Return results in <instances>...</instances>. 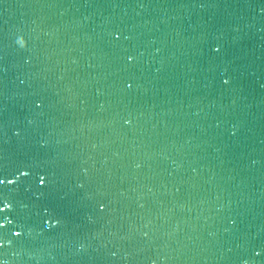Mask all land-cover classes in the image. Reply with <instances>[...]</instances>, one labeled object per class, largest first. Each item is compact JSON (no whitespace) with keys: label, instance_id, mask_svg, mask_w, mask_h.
<instances>
[{"label":"water","instance_id":"95a60500","mask_svg":"<svg viewBox=\"0 0 264 264\" xmlns=\"http://www.w3.org/2000/svg\"><path fill=\"white\" fill-rule=\"evenodd\" d=\"M0 264H264V0H0Z\"/></svg>","mask_w":264,"mask_h":264}]
</instances>
